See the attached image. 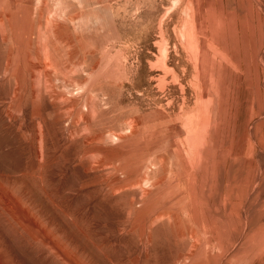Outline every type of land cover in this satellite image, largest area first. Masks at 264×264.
I'll list each match as a JSON object with an SVG mask.
<instances>
[{"label":"rangeland","instance_id":"374dc122","mask_svg":"<svg viewBox=\"0 0 264 264\" xmlns=\"http://www.w3.org/2000/svg\"><path fill=\"white\" fill-rule=\"evenodd\" d=\"M0 264H264V0H0Z\"/></svg>","mask_w":264,"mask_h":264}]
</instances>
